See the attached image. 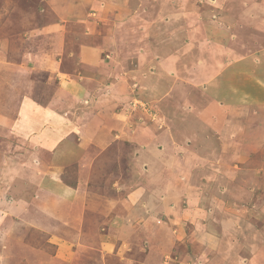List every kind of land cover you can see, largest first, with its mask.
Returning a JSON list of instances; mask_svg holds the SVG:
<instances>
[{"label": "rangeland", "instance_id": "374dc122", "mask_svg": "<svg viewBox=\"0 0 264 264\" xmlns=\"http://www.w3.org/2000/svg\"><path fill=\"white\" fill-rule=\"evenodd\" d=\"M0 264H264V0H0Z\"/></svg>", "mask_w": 264, "mask_h": 264}, {"label": "crops", "instance_id": "0c3cea01", "mask_svg": "<svg viewBox=\"0 0 264 264\" xmlns=\"http://www.w3.org/2000/svg\"><path fill=\"white\" fill-rule=\"evenodd\" d=\"M21 102H22V101H21ZM32 103H34V102H32ZM50 103H51V102H50ZM47 106H48V105H47ZM35 118H36V117H31V118H30V121H33V119H35ZM17 119H18V121H19L20 119H21L22 121H24V118H22V117H20V116L17 117ZM21 120H20V121H21ZM26 126L29 127V123H27ZM72 188H73V187H72ZM70 189H71V188H70ZM68 190H69V189H67V191H68Z\"/></svg>", "mask_w": 264, "mask_h": 264}, {"label": "bare ground", "instance_id": "6f19581e", "mask_svg": "<svg viewBox=\"0 0 264 264\" xmlns=\"http://www.w3.org/2000/svg\"><path fill=\"white\" fill-rule=\"evenodd\" d=\"M57 220V219H56Z\"/></svg>", "mask_w": 264, "mask_h": 264}]
</instances>
